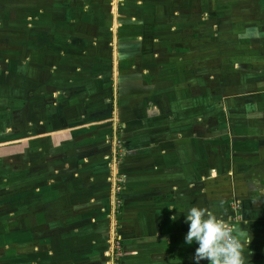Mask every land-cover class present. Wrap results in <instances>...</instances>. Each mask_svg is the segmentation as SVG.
Instances as JSON below:
<instances>
[{"label":"crops","instance_id":"obj_1","mask_svg":"<svg viewBox=\"0 0 264 264\" xmlns=\"http://www.w3.org/2000/svg\"><path fill=\"white\" fill-rule=\"evenodd\" d=\"M213 1L0 0V32L11 30V39L6 37L5 43L12 47L13 61L17 63L16 51L23 50L25 64H37L39 72L67 83L62 86L53 81L52 87L60 89L61 93L79 94V121L67 127L65 135H49L57 143L69 140L76 145L79 143V254L91 256L86 261L79 257V264H105L104 243L109 242L110 235L119 242L114 257L117 264H195L193 256L198 244L185 243L189 209L206 208L226 221L230 200H237L240 205L241 219L234 225L246 230L252 238L244 252L247 264H264V196H261L264 171L252 153L250 166L240 163L241 149L246 152L261 149V142H252L246 134L247 120H233L231 125V120L221 119L229 134L223 135L220 149H214L212 139L220 136L212 135L218 130H213L209 121L211 103L207 94L205 101L196 103L195 96L192 100L193 94H184L183 89L190 91L191 87L185 88L181 85L183 82L178 81L176 85L184 93L178 92V87L175 89L177 100L173 106H160L154 98L157 90H162L166 84L169 86L166 81L169 75L162 77L165 83L159 85L153 84L154 75L158 77L169 57L175 55L179 59L186 52V44L180 42L175 31H186L188 24L197 26V20L202 24L201 19L211 14ZM233 1L240 4L248 0L230 3ZM209 37L202 47L205 58L211 55ZM256 44L254 40L251 43ZM105 74H109L112 82L111 101L116 105L113 104V111L108 99L95 98L98 93L91 83L92 78L100 80L107 77ZM181 95H186L187 103L181 102ZM121 102L128 112L124 119L120 117L123 108L118 106ZM195 110L202 118L181 120L182 116L198 113ZM116 121L123 123L125 131L119 138L122 164L113 163V166L106 162L104 150L110 138L108 132L112 133V141L116 140ZM259 122L264 123V120ZM100 126L107 127V131ZM258 129L264 132V127ZM74 132L79 135L76 139L79 141L69 136ZM17 151L20 149L12 153L0 150V158L18 160L21 152ZM111 168L122 172L123 180L116 214L108 199ZM256 176L263 177L259 178L261 189L243 183L246 177L251 180ZM241 190L248 192L245 197ZM2 192L0 170V264L5 255L3 225L17 224L14 215H3ZM11 201L13 204V199ZM38 223L39 227H45L41 233L37 234L35 228L29 233L33 242L37 235L50 242L67 235L64 226L68 223L67 215L45 216ZM19 234L20 231H14L12 238L15 235L19 238ZM12 245L9 246L12 249L19 247L18 242ZM31 249L29 259L34 260L37 246L34 244ZM18 250L15 255L19 258ZM10 254L14 259V253L10 251ZM42 254L44 264L54 263L50 247L46 246ZM199 264L209 262L201 260Z\"/></svg>","mask_w":264,"mask_h":264},{"label":"rangeland","instance_id":"obj_2","mask_svg":"<svg viewBox=\"0 0 264 264\" xmlns=\"http://www.w3.org/2000/svg\"><path fill=\"white\" fill-rule=\"evenodd\" d=\"M227 1L229 3L221 0L213 1L211 14L202 16V24L197 20V26L188 24L189 28L186 31L180 29L175 31L178 38L181 39L180 42L186 44V52L179 59L175 58V55L169 57L170 60L163 64L162 72L157 73L158 77L155 78L154 75L153 84L157 83L158 85L163 81L165 83V80L161 79L162 77L168 75L170 77V79L166 78L169 86L166 84L161 88L162 90H157L154 98L160 106L161 104L173 106L177 100L175 89L178 87L176 85L178 81L183 82L181 85L185 88L191 87L190 91H187V88L183 89L185 93L178 87V92L193 94V96L191 95L192 100L195 96L196 103H201L202 99L205 101V94H207L206 98L211 103L209 121L212 123L213 130H218L213 131L212 135L220 136L219 139H212L214 149H220L223 144L220 140L223 139V135L229 134L224 130L221 119L231 120V125L234 124L233 120H247L246 134L252 142H261L259 145L261 149H257L256 152H246L247 150L241 149L240 156L243 159L240 158V163H243L245 167L250 166L249 156L252 153L255 155L256 163L263 168V172L264 132H261L262 128L261 130L258 128L264 127L259 126V124L264 125L259 122L264 120V0H248L240 4H237L238 1L237 3H235L236 1L230 3L232 0ZM208 35H210L208 46L211 49V55L206 53L207 57L205 58L202 47ZM6 37L11 39V30L0 32V42L3 47H0V50L2 48L0 52V150L12 153L14 149L18 148L20 151L17 152H21V154L18 160L5 156L3 159L0 158L3 179V215L7 217L11 214L17 218L16 225L7 222L1 231L4 235L3 264H32L33 262L44 264L45 256L42 253L46 246L52 250L53 264H79L80 258L86 261L91 257L79 254V143L76 145L75 141L70 142V140L66 143H57L58 141L50 137L53 136L52 134H63L70 124H74L76 120L79 121V101L77 99L79 94H69L68 91L61 93L60 89L52 87L53 81L56 82V85L62 86L67 83L54 77L52 80L46 72L41 70L39 72L40 68L37 64L32 62L25 64L23 50L16 51V55L19 56H17V63L14 62L11 54H8V50L12 47L6 46ZM253 40L257 42L255 46L251 45ZM204 60H206L205 63ZM105 75L107 77L101 76L103 78L100 80L97 77L92 78L91 83L94 86L93 90H97L98 93L95 98L108 99V104H111L110 107L113 111L112 82L109 74ZM177 77L182 79L178 80ZM96 83L98 88H96ZM25 85L34 88L30 94H27L28 88H25ZM42 88L44 92L37 95V99H33V95L42 91ZM185 96L181 95L182 103H187L184 99ZM31 100H33L34 111L40 112L41 108L45 107L43 110L47 115L41 116L39 113L35 121L29 114H26L24 109L32 108V105H28ZM114 106L116 107L115 104ZM118 106L123 108L121 119H124V116L128 117L125 104L121 102ZM195 111L198 113L192 112L189 117L182 116L181 120L202 118L200 112ZM40 121L41 123L38 125ZM103 128H106V132L107 127L100 126V129ZM124 131L123 123L116 121V140L114 142L111 138L112 133L108 132L110 138L108 143L106 142L104 150L108 164H122L123 150L120 147L119 138L123 136ZM232 133L235 134L234 131ZM69 136H73L72 139L75 140L79 139V135L76 137V134H69ZM214 149L213 152H215ZM235 154L237 155L236 152ZM112 168V180L120 179L122 172L116 168L112 170ZM261 175L263 176L264 173ZM256 178L252 177L250 180V177H246L243 183L258 189L260 188L259 178L263 177L256 176ZM111 185L109 181L108 192L110 193ZM122 185L123 180L118 185L120 190ZM241 191H243V197L248 193L244 190ZM110 193L109 203L113 213L116 214L112 205L113 197ZM261 196H264V192L261 193ZM114 197L119 200V193ZM11 199L15 203L12 204ZM49 215L68 216V223L64 225L67 235L63 234V238H55L52 242L46 239L45 242L42 236L38 238L37 235V239L33 242L29 233L34 228L37 234L41 233L45 225L39 227L38 220ZM53 225L56 224L53 223ZM17 230L20 231V237L15 235L13 239V232ZM39 230L40 232H38ZM112 236L110 235L108 241ZM17 242L19 247H13L14 249L9 247ZM34 244L37 246L38 252H36L35 259L32 260L29 259L31 256L29 253ZM108 246L109 244L105 242V251ZM17 250L19 258L15 255ZM10 251L14 253L12 255L14 259L11 258Z\"/></svg>","mask_w":264,"mask_h":264},{"label":"clouds","instance_id":"obj_3","mask_svg":"<svg viewBox=\"0 0 264 264\" xmlns=\"http://www.w3.org/2000/svg\"><path fill=\"white\" fill-rule=\"evenodd\" d=\"M188 231L185 243L198 244L193 261L199 264H247L245 248L251 243V236L241 227L229 224L206 208L193 206L186 216Z\"/></svg>","mask_w":264,"mask_h":264},{"label":"built area","instance_id":"obj_4","mask_svg":"<svg viewBox=\"0 0 264 264\" xmlns=\"http://www.w3.org/2000/svg\"><path fill=\"white\" fill-rule=\"evenodd\" d=\"M121 183H122L121 177L120 179L114 181L112 180V176H111V184H112L111 185V196L113 197L112 205L115 210L119 208L120 202L119 200L115 199L114 196L117 193H119L120 187L118 185H120ZM227 208H228L229 216L226 222L229 224H235L238 220L241 219L239 202L237 200H231L228 202ZM108 244H109L108 249L106 250L104 254V256L106 257L105 264H117L116 260H114V257L117 255V252L119 250L118 239L112 236Z\"/></svg>","mask_w":264,"mask_h":264},{"label":"trees","instance_id":"obj_5","mask_svg":"<svg viewBox=\"0 0 264 264\" xmlns=\"http://www.w3.org/2000/svg\"><path fill=\"white\" fill-rule=\"evenodd\" d=\"M9 53L11 54V49L8 50V54H9ZM24 87H25V88H28L27 94H30V92H32L31 90L34 89V88H32L31 86L28 87L27 85H25ZM43 92H44V89L42 88V91H39L36 95H33L32 98H33V99H37L36 96L39 95L40 93H43ZM30 103H31V104H30ZM30 103H29L28 105H32V104H33V100H31ZM27 107H28V106H27ZM33 109H34V108H33V105H32V108H30L29 110H28V109H24V110H25L26 114H29L30 117L33 118L35 121L37 120L36 117L38 116L39 113L41 114V116H46V115H47V113L43 110V109H45V107H42L41 110H40V112H38V111L36 112V110L34 111ZM40 123H41V121H40ZM44 123H45V122H44ZM71 125H72V124H70L69 126H71ZM45 126H46V125H45ZM69 126H68V127H69ZM75 132H76V131H75ZM75 132H74V135L76 134ZM77 133L79 134V131H77ZM71 134L73 135V133H71ZM72 137H73V136H72ZM76 137H77V136H76Z\"/></svg>","mask_w":264,"mask_h":264}]
</instances>
